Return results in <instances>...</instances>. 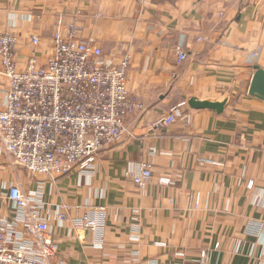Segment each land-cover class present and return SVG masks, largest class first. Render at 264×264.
<instances>
[{"label":"crops","instance_id":"obj_1","mask_svg":"<svg viewBox=\"0 0 264 264\" xmlns=\"http://www.w3.org/2000/svg\"><path fill=\"white\" fill-rule=\"evenodd\" d=\"M73 23L108 62L130 56L128 90L145 111L97 156L92 176L32 178L0 155V188L45 183L53 264H264V100L249 94L264 70V0H0V35L16 26L21 70L32 54L45 65L58 26ZM2 72L0 62L1 103ZM191 98L227 104L193 110ZM173 110L175 122L156 129ZM143 162L154 174L145 191L126 177ZM93 212L99 228L77 226Z\"/></svg>","mask_w":264,"mask_h":264},{"label":"built area","instance_id":"obj_2","mask_svg":"<svg viewBox=\"0 0 264 264\" xmlns=\"http://www.w3.org/2000/svg\"><path fill=\"white\" fill-rule=\"evenodd\" d=\"M15 27L0 35L2 74L8 81L5 100L0 102V155L34 178L56 179L77 170L92 176L97 156L123 137L131 116L145 111L128 90L130 56L118 65L108 62L102 48L81 38L73 23L66 30L58 26L54 55L45 65L32 54L21 70ZM31 43L40 45V37L32 36ZM187 58L178 48V65ZM178 115L173 110L155 128L171 126ZM126 177L145 191L154 180L152 164L143 162ZM158 182L166 185L170 180ZM248 187L253 188V182ZM45 209L44 182L31 192L19 183L0 188V264H53L57 249ZM66 219L62 212L55 215L57 222ZM100 225L94 212L77 222L87 229ZM202 258H207L206 251Z\"/></svg>","mask_w":264,"mask_h":264},{"label":"water","instance_id":"obj_3","mask_svg":"<svg viewBox=\"0 0 264 264\" xmlns=\"http://www.w3.org/2000/svg\"><path fill=\"white\" fill-rule=\"evenodd\" d=\"M249 94L264 100V70L258 68L252 78ZM188 103L193 110H214L220 114L225 110L227 100L222 98L216 101H210L191 98Z\"/></svg>","mask_w":264,"mask_h":264},{"label":"rangeland","instance_id":"obj_4","mask_svg":"<svg viewBox=\"0 0 264 264\" xmlns=\"http://www.w3.org/2000/svg\"><path fill=\"white\" fill-rule=\"evenodd\" d=\"M32 178H34L33 176H31Z\"/></svg>","mask_w":264,"mask_h":264}]
</instances>
